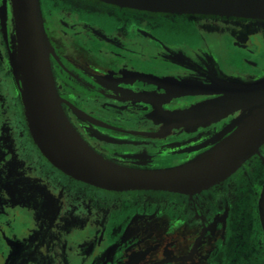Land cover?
I'll return each mask as SVG.
<instances>
[{
  "label": "flooded vegetation",
  "instance_id": "1",
  "mask_svg": "<svg viewBox=\"0 0 264 264\" xmlns=\"http://www.w3.org/2000/svg\"><path fill=\"white\" fill-rule=\"evenodd\" d=\"M39 4L62 113L114 164H183L212 148L232 119L165 132L151 120L154 99L137 94L184 109L212 97H168L180 91L176 81L264 79V18ZM12 6L0 0V264H264V142L222 182L192 194L75 180L41 153L25 119L10 61Z\"/></svg>",
  "mask_w": 264,
  "mask_h": 264
},
{
  "label": "water",
  "instance_id": "2",
  "mask_svg": "<svg viewBox=\"0 0 264 264\" xmlns=\"http://www.w3.org/2000/svg\"><path fill=\"white\" fill-rule=\"evenodd\" d=\"M98 1L150 13L264 18V0ZM12 5L10 61L25 119L41 153L61 172L104 190L192 194L219 184L249 156L258 153L264 142V79L236 83L214 78L204 84L197 80L174 82L180 91H171L168 97H212L184 109L165 110L159 104L162 96L148 92L137 94L154 99L151 120L165 132L191 131L232 116L229 125L215 139L217 143L208 151L171 168L149 170L120 166L97 155L80 139L62 113L49 65L53 51L44 29L39 0H12ZM145 77L154 85L166 81Z\"/></svg>",
  "mask_w": 264,
  "mask_h": 264
},
{
  "label": "rangeland",
  "instance_id": "3",
  "mask_svg": "<svg viewBox=\"0 0 264 264\" xmlns=\"http://www.w3.org/2000/svg\"><path fill=\"white\" fill-rule=\"evenodd\" d=\"M143 93H145V92H142L141 94H143ZM130 95V94H129ZM146 170H149V169H146Z\"/></svg>",
  "mask_w": 264,
  "mask_h": 264
}]
</instances>
